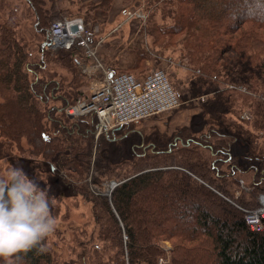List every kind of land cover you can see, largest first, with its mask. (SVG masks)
<instances>
[{"label": "trees", "instance_id": "obj_1", "mask_svg": "<svg viewBox=\"0 0 264 264\" xmlns=\"http://www.w3.org/2000/svg\"><path fill=\"white\" fill-rule=\"evenodd\" d=\"M2 2L0 176L20 167L19 152L50 161L67 182L70 173L88 170L92 125L63 110L85 94L51 78L45 51L34 55L17 31L29 14L36 33L48 29L57 17L53 0H23L31 11L25 15L18 12L20 4ZM145 2L153 10L147 31L155 39L170 38L165 46L185 45L183 58L194 64L196 76L220 89L223 110L199 129H181L165 147L147 145L114 162L121 166V182L109 203L102 195L92 200L94 226L88 234V223L83 225L84 239L72 259L60 260L44 241L46 251L0 258V264H264V228L251 229L243 211L264 192V12H258L264 0ZM73 48L68 56L78 68L80 50ZM241 71L238 81L232 78ZM244 111L248 118L241 116ZM235 187L241 191L236 198ZM162 240L169 249L161 247Z\"/></svg>", "mask_w": 264, "mask_h": 264}, {"label": "rangeland", "instance_id": "obj_2", "mask_svg": "<svg viewBox=\"0 0 264 264\" xmlns=\"http://www.w3.org/2000/svg\"><path fill=\"white\" fill-rule=\"evenodd\" d=\"M50 1L46 0V2ZM16 4H20L19 13L21 11L25 15L31 12L23 0H3L2 2L3 6L15 7ZM146 4L145 0H53L57 17L51 20L52 22L81 18L84 27L91 30L89 43L94 48V55L84 57L80 52H76L78 68L73 65L68 56L69 51L72 50L46 46V43H49L48 29H42L41 34L36 33L32 29L34 18L30 14L29 18L25 15L17 27V31L23 34L27 46L34 55H37L39 48L45 51L46 67L51 72L47 73L51 78L60 83L61 87L68 86L67 89L73 93L79 89L78 95L85 94L82 98H88L91 91L99 86L100 81L107 76L108 68L114 69L113 73L127 71L136 76H142L154 68H161L166 72L171 85L180 96V104L170 111L101 131L94 115L79 116L86 118L92 125L89 166L83 175L70 173V176L65 177L67 182L59 176L58 169L50 161L41 159L39 155L16 153L21 160V157L24 159L20 161L19 168H22L41 188L47 189L51 198L52 214L56 218L57 227L47 237L45 243L60 260H70L74 257L72 250H80L78 244L84 239V233H80L84 232V224L88 223V234L91 233L94 226L92 200L95 196H105L109 203L112 191H110V185L113 183L115 186L121 182L117 180L121 179L123 174L121 166L115 165L114 162L129 159L134 150L147 145H155L157 148L165 147L181 129L190 126L201 128L205 125L204 121L223 110L220 89H216V86H208L204 79L196 76L194 64H189V60L183 58L181 48L185 45L182 42H175L165 46L162 42H171L170 38L159 34L155 39V35L147 31L150 22L148 20L145 23V20L153 13V10L147 8ZM133 11H140L142 14L138 16ZM258 12H264V7L258 9ZM97 13L104 16L98 17ZM52 22L47 23L49 27L46 23L41 24L50 28ZM163 24H165L164 21H161L162 27ZM74 49L78 48L74 47ZM61 52H67V57L62 56ZM236 67L240 68L241 64ZM241 75H244L243 71L233 72L232 78L238 81ZM73 83L76 87H73ZM79 117L71 119L77 121ZM23 142H27L26 139ZM234 148L240 153L241 149L236 146ZM17 166V164L14 165V167ZM84 188L87 194L83 192ZM108 188L109 191H107ZM240 192V189L235 187L231 195L236 198ZM176 204L182 207L180 201ZM244 207H250V205L244 204ZM160 245L166 250L170 248L167 240L160 241Z\"/></svg>", "mask_w": 264, "mask_h": 264}, {"label": "built area", "instance_id": "obj_3", "mask_svg": "<svg viewBox=\"0 0 264 264\" xmlns=\"http://www.w3.org/2000/svg\"><path fill=\"white\" fill-rule=\"evenodd\" d=\"M133 12H136L138 16L142 14L140 11ZM71 24H75L77 29L73 31L70 28ZM60 27H64L63 32L60 31ZM67 27L70 30H67ZM47 34L49 47L65 49L75 47L84 57L94 55V48L89 43L91 30L84 27L81 18L53 21ZM179 97L166 72L161 68L151 69L142 76L118 71L110 77L105 76L99 86L91 91L88 98L78 97L74 103L64 108V112L70 118L94 115L101 131L170 111L180 104ZM242 116L248 118L246 112H243ZM243 211L244 219L249 227L253 230H262L264 228V193L259 194L256 206L244 208Z\"/></svg>", "mask_w": 264, "mask_h": 264}, {"label": "clouds", "instance_id": "obj_4", "mask_svg": "<svg viewBox=\"0 0 264 264\" xmlns=\"http://www.w3.org/2000/svg\"><path fill=\"white\" fill-rule=\"evenodd\" d=\"M52 206L47 189L22 168L0 176V258L46 251L44 241L57 227Z\"/></svg>", "mask_w": 264, "mask_h": 264}, {"label": "water", "instance_id": "obj_5", "mask_svg": "<svg viewBox=\"0 0 264 264\" xmlns=\"http://www.w3.org/2000/svg\"><path fill=\"white\" fill-rule=\"evenodd\" d=\"M76 29H77L76 25L73 24V25H72V30L74 31V30H76ZM108 69H109V72H108L107 76L110 77V76L113 74V72H114L115 70L112 69V68H108ZM112 187H114V186H112Z\"/></svg>", "mask_w": 264, "mask_h": 264}, {"label": "bare ground", "instance_id": "obj_6", "mask_svg": "<svg viewBox=\"0 0 264 264\" xmlns=\"http://www.w3.org/2000/svg\"><path fill=\"white\" fill-rule=\"evenodd\" d=\"M72 25H73V24H71V26H70L71 29H72ZM62 28H64V27H60V28H59L61 32H63V29H62ZM70 28L67 27V30H70ZM127 95H128V93H127ZM109 188H110V191L113 189V187H112L111 185H110ZM109 188H108L107 191H109ZM107 191H106V192H107Z\"/></svg>", "mask_w": 264, "mask_h": 264}, {"label": "crops", "instance_id": "obj_7", "mask_svg": "<svg viewBox=\"0 0 264 264\" xmlns=\"http://www.w3.org/2000/svg\"><path fill=\"white\" fill-rule=\"evenodd\" d=\"M125 2H126V1H125ZM97 15H98V17H99V16H104V15H102V14L100 15L99 13H97ZM98 17H97V19H98ZM83 64H84V63H83Z\"/></svg>", "mask_w": 264, "mask_h": 264}]
</instances>
